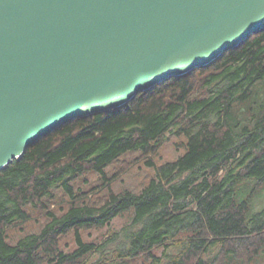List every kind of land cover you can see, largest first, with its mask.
I'll return each mask as SVG.
<instances>
[{
	"label": "trees",
	"instance_id": "trees-1",
	"mask_svg": "<svg viewBox=\"0 0 264 264\" xmlns=\"http://www.w3.org/2000/svg\"><path fill=\"white\" fill-rule=\"evenodd\" d=\"M169 136L185 138V153L156 166ZM130 154L154 175L115 192L109 169ZM89 175L100 184L84 190ZM250 181L264 185V30L121 109L66 124L0 171V264H264V208L251 214L252 196L238 198ZM32 211L46 223L12 243ZM119 218L101 241L85 239Z\"/></svg>",
	"mask_w": 264,
	"mask_h": 264
},
{
	"label": "water",
	"instance_id": "water-1",
	"mask_svg": "<svg viewBox=\"0 0 264 264\" xmlns=\"http://www.w3.org/2000/svg\"><path fill=\"white\" fill-rule=\"evenodd\" d=\"M264 30V0H0V171Z\"/></svg>",
	"mask_w": 264,
	"mask_h": 264
},
{
	"label": "rangeland",
	"instance_id": "rangeland-1",
	"mask_svg": "<svg viewBox=\"0 0 264 264\" xmlns=\"http://www.w3.org/2000/svg\"><path fill=\"white\" fill-rule=\"evenodd\" d=\"M186 140L183 137L169 136V140L165 143L159 153L153 157L156 166H159L166 162L175 161L178 157L185 153ZM144 158L140 157L139 154H130L124 157L120 162L113 165L109 169V175L117 173L119 176L118 180L113 185V190L119 192L125 189H129L135 192H140V190L148 183L150 178L154 175V170L149 168L146 164ZM90 183L88 186L83 185L84 190H89L91 186H98L100 182L96 175H89ZM249 182V181H248ZM243 182L238 191V198L240 200L249 199L251 200V214L257 213L264 208V185L254 189V182L250 181ZM104 193H101L92 198L93 201H103ZM66 199V198H65ZM65 199L59 198L56 205H54L55 210L58 213L68 209V204H65ZM101 201V202H102ZM67 203V202H66ZM64 207V209H61ZM127 222L126 218H119L112 223L110 228L91 230L84 233V237L87 241H101V239L110 230H116L121 228ZM46 223L45 216L38 211H32V220L25 227V229L20 230L15 228L9 232V239L12 243L17 242L21 237L27 233L38 232L43 225ZM71 237L67 239L68 243L72 245ZM72 248V246H71Z\"/></svg>",
	"mask_w": 264,
	"mask_h": 264
}]
</instances>
